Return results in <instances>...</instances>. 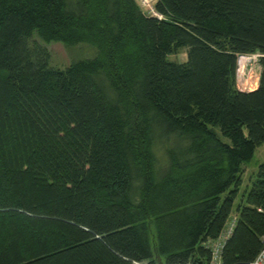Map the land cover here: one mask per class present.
I'll use <instances>...</instances> for the list:
<instances>
[{"label": "trees", "instance_id": "16d2710c", "mask_svg": "<svg viewBox=\"0 0 264 264\" xmlns=\"http://www.w3.org/2000/svg\"><path fill=\"white\" fill-rule=\"evenodd\" d=\"M154 8L0 0V264H210L230 222L219 264L257 256L264 164L239 188L264 142V0ZM35 34L95 54L51 67Z\"/></svg>", "mask_w": 264, "mask_h": 264}, {"label": "rangeland", "instance_id": "374dc122", "mask_svg": "<svg viewBox=\"0 0 264 264\" xmlns=\"http://www.w3.org/2000/svg\"><path fill=\"white\" fill-rule=\"evenodd\" d=\"M33 40L45 46L50 54L49 65L59 69H64L75 60L86 59L95 54L93 48L87 44H76L72 47H68L57 41L45 43L40 40L36 34L33 36ZM186 50L187 49L184 47L179 50L178 53L168 54L167 60L178 62L185 61ZM257 59L258 56H256V54L244 55L239 58L237 66V83L239 88L243 87V89L252 90V88L257 85L260 72ZM216 132L221 139L228 141L222 134H219L218 130H216ZM260 164H264V142L255 149L253 157L242 165L243 173L241 175L242 183L239 188V196L245 197L250 190L252 183L256 179L255 173ZM239 196L236 198L235 206L240 201Z\"/></svg>", "mask_w": 264, "mask_h": 264}, {"label": "built area", "instance_id": "2783aa9c", "mask_svg": "<svg viewBox=\"0 0 264 264\" xmlns=\"http://www.w3.org/2000/svg\"><path fill=\"white\" fill-rule=\"evenodd\" d=\"M156 1L157 0H136V3H137V5H139L142 8V10L146 14H148V15L151 14L153 16H157V17L161 18V16L155 11V8H154V3ZM241 56H244V55H240L239 58ZM256 56H258V55L256 54ZM238 61H239V59H238ZM237 66H238V63H237ZM235 79H236L237 89L238 90H246V89H243V87H241V88L238 87L237 70H236V74H235ZM232 226H233V222H230L226 226L225 230L222 232V234H223L222 238H220L219 240H215V242H212V243L209 242L208 243V245L211 249V256H212V260H211L210 264H219V259H220L219 252L223 246L222 244H223L224 240L226 239L227 236H229L231 229H232ZM262 243H263V245H262L260 251L257 253V256L252 261H250L249 264H264V238L262 240Z\"/></svg>", "mask_w": 264, "mask_h": 264}, {"label": "water", "instance_id": "95a60500", "mask_svg": "<svg viewBox=\"0 0 264 264\" xmlns=\"http://www.w3.org/2000/svg\"><path fill=\"white\" fill-rule=\"evenodd\" d=\"M159 264H161V263H159Z\"/></svg>", "mask_w": 264, "mask_h": 264}]
</instances>
